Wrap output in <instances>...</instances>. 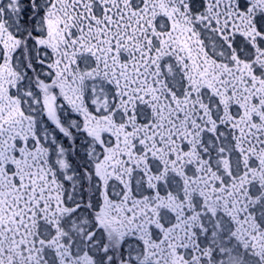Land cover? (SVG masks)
<instances>
[{"label":"snow or ice","instance_id":"1","mask_svg":"<svg viewBox=\"0 0 264 264\" xmlns=\"http://www.w3.org/2000/svg\"><path fill=\"white\" fill-rule=\"evenodd\" d=\"M0 264H264V0H0Z\"/></svg>","mask_w":264,"mask_h":264}]
</instances>
